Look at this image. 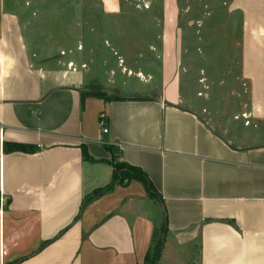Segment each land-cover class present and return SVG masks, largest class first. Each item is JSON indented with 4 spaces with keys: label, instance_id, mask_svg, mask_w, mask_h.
<instances>
[{
    "label": "crops",
    "instance_id": "crops-1",
    "mask_svg": "<svg viewBox=\"0 0 264 264\" xmlns=\"http://www.w3.org/2000/svg\"><path fill=\"white\" fill-rule=\"evenodd\" d=\"M14 1L0 0V264H143L164 215L156 264H264V0H228L249 85L247 122L225 124L244 132L232 140L184 100L178 0L145 2L160 4L159 63L139 72L142 90L122 83L124 99L107 102L82 95L83 59L97 51L37 58ZM92 1L122 14V0ZM105 146L146 174L161 203L131 180L84 204L112 181Z\"/></svg>",
    "mask_w": 264,
    "mask_h": 264
},
{
    "label": "rangeland",
    "instance_id": "rangeland-1",
    "mask_svg": "<svg viewBox=\"0 0 264 264\" xmlns=\"http://www.w3.org/2000/svg\"><path fill=\"white\" fill-rule=\"evenodd\" d=\"M146 1L150 0H122L119 16H106L92 0H15L12 7H20L25 36L37 58L55 59L64 53L73 57L82 46L83 52L86 48L97 51L99 56L93 62L89 55L83 59L90 70L85 93L100 91L115 97L123 88L127 92L142 90L145 85L139 72L159 63L160 0L154 5ZM178 6L184 100L227 140L235 134L243 138L241 127L225 126H243L248 120L249 85L240 79L239 18L229 13L228 0H178ZM112 148L111 159L119 162L117 149ZM158 238L156 232L154 242Z\"/></svg>",
    "mask_w": 264,
    "mask_h": 264
},
{
    "label": "trees",
    "instance_id": "trees-1",
    "mask_svg": "<svg viewBox=\"0 0 264 264\" xmlns=\"http://www.w3.org/2000/svg\"><path fill=\"white\" fill-rule=\"evenodd\" d=\"M82 95L92 96L95 98L103 99L106 102L107 101H114V100L118 101V100L124 99V98L118 97V96H115V97L106 96L104 94V92H100V91L83 93ZM100 118L106 122V118L104 117V115H101ZM9 146L11 147V149H10L11 151H18V152H31L34 149L30 145H25V144H20V143H12V144H9ZM105 149L111 155L113 154L114 150L112 147L105 146ZM82 155L85 159L88 158L85 149H83ZM110 164L112 165V169H113V175H112L111 183L104 188H100V189L94 191L90 196L86 197L84 200V204L87 201H89L90 199L101 196L105 193L111 192L117 186L125 185L126 183H128L131 180L140 181L144 185V188H145L146 192L148 193V195L152 199H155L158 202L160 201V203H161L160 195L156 192L152 183L150 182V180L148 179V177L146 176V174L142 170L134 168L132 166H128L122 162H117V161L112 160V159H110ZM165 222H166V219H165V215H164L163 220L161 222V225L159 226L158 229H155V231L153 233L152 244L150 247V249L153 248V251L150 254V249L148 250V252L146 253L143 264H145L146 262H149V264H156L157 263L160 255H161V252H162L163 240H164V236L166 233V223ZM156 232L159 233V238H158L157 242H154V237L156 235Z\"/></svg>",
    "mask_w": 264,
    "mask_h": 264
},
{
    "label": "built area",
    "instance_id": "built-area-1",
    "mask_svg": "<svg viewBox=\"0 0 264 264\" xmlns=\"http://www.w3.org/2000/svg\"><path fill=\"white\" fill-rule=\"evenodd\" d=\"M99 125H100V128H101V131L103 133H106L107 132V128H106V124H105V121L103 119H99Z\"/></svg>",
    "mask_w": 264,
    "mask_h": 264
}]
</instances>
